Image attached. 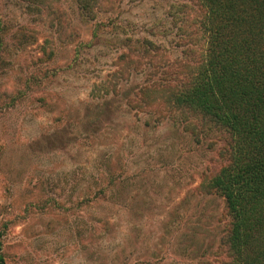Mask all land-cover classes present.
<instances>
[{"label":"rangeland","instance_id":"obj_1","mask_svg":"<svg viewBox=\"0 0 264 264\" xmlns=\"http://www.w3.org/2000/svg\"><path fill=\"white\" fill-rule=\"evenodd\" d=\"M89 1L0 0L3 264H230L231 138L169 100L200 4Z\"/></svg>","mask_w":264,"mask_h":264},{"label":"trees","instance_id":"obj_2","mask_svg":"<svg viewBox=\"0 0 264 264\" xmlns=\"http://www.w3.org/2000/svg\"><path fill=\"white\" fill-rule=\"evenodd\" d=\"M196 1L202 61L169 100L210 117L231 138L230 163L212 181L230 215V264H264V0Z\"/></svg>","mask_w":264,"mask_h":264}]
</instances>
